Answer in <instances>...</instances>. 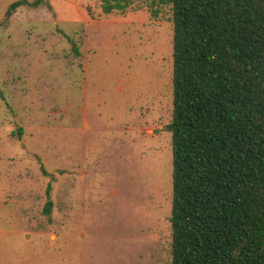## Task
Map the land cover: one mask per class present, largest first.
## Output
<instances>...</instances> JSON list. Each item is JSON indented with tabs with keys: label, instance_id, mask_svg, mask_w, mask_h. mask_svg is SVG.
I'll list each match as a JSON object with an SVG mask.
<instances>
[{
	"label": "rangeland",
	"instance_id": "rangeland-1",
	"mask_svg": "<svg viewBox=\"0 0 264 264\" xmlns=\"http://www.w3.org/2000/svg\"><path fill=\"white\" fill-rule=\"evenodd\" d=\"M17 1L0 0V230L19 235L0 264H171L172 7L47 0L7 20Z\"/></svg>",
	"mask_w": 264,
	"mask_h": 264
},
{
	"label": "trees",
	"instance_id": "trees-1",
	"mask_svg": "<svg viewBox=\"0 0 264 264\" xmlns=\"http://www.w3.org/2000/svg\"><path fill=\"white\" fill-rule=\"evenodd\" d=\"M137 1L100 0L105 15ZM159 4L174 25L171 264H264V0Z\"/></svg>",
	"mask_w": 264,
	"mask_h": 264
},
{
	"label": "crops",
	"instance_id": "crops-1",
	"mask_svg": "<svg viewBox=\"0 0 264 264\" xmlns=\"http://www.w3.org/2000/svg\"><path fill=\"white\" fill-rule=\"evenodd\" d=\"M8 213V212H7ZM6 213H4V215H5ZM2 217H3V215H0V219H2ZM7 220H10V219H7ZM7 235H19V233L18 232H15V231H13V230H10V231H4V230H0V243H1V236H7ZM0 246H1V244H0ZM17 262H16V260L15 259H13V264H16Z\"/></svg>",
	"mask_w": 264,
	"mask_h": 264
}]
</instances>
